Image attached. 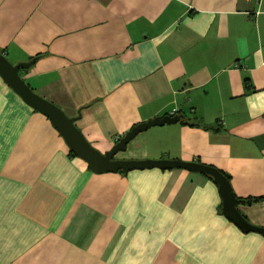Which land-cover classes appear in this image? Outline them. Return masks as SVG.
Segmentation results:
<instances>
[{"label":"crops","instance_id":"1","mask_svg":"<svg viewBox=\"0 0 264 264\" xmlns=\"http://www.w3.org/2000/svg\"><path fill=\"white\" fill-rule=\"evenodd\" d=\"M0 53L101 154L181 116L113 159L214 168L264 229V0H0ZM0 264H264V236L204 174L90 172L0 78Z\"/></svg>","mask_w":264,"mask_h":264},{"label":"water","instance_id":"2","mask_svg":"<svg viewBox=\"0 0 264 264\" xmlns=\"http://www.w3.org/2000/svg\"><path fill=\"white\" fill-rule=\"evenodd\" d=\"M30 65L31 61L13 65L0 53V78L25 105L48 119L68 150L84 161L90 172L95 174L116 173L118 171L126 173L132 170L155 168L159 170L182 169L207 175L217 186L223 216L243 232H254L264 236V229L251 226L239 215L236 210L239 200L232 195L227 179L216 169L195 162L186 163L177 160L113 159L117 152L124 151L126 144L138 133L151 127L176 123L180 116H164L137 124L125 132L107 152L101 154L84 140L79 130L74 126L73 119L65 117L57 107L33 93L20 78L19 71L28 68Z\"/></svg>","mask_w":264,"mask_h":264},{"label":"trees","instance_id":"3","mask_svg":"<svg viewBox=\"0 0 264 264\" xmlns=\"http://www.w3.org/2000/svg\"><path fill=\"white\" fill-rule=\"evenodd\" d=\"M37 57V56H36ZM36 57H34V58H32V59H35ZM180 118H181V116H180ZM180 118L178 119V121L177 122H179L180 124H183L182 122H180ZM132 128V127H131ZM71 153V152H70ZM118 172H120V171H118ZM219 173H221L226 179H227V177L222 173V172H220V171H218ZM206 177L207 178H209L211 181H212V179L209 177V176H207L206 175ZM257 200H259V198H254V199H249V200H245V203H251V202H255V201H257Z\"/></svg>","mask_w":264,"mask_h":264},{"label":"rangeland","instance_id":"4","mask_svg":"<svg viewBox=\"0 0 264 264\" xmlns=\"http://www.w3.org/2000/svg\"><path fill=\"white\" fill-rule=\"evenodd\" d=\"M124 152H127V151H122V152H117L115 155H114V158L116 157V155H118V154H123Z\"/></svg>","mask_w":264,"mask_h":264},{"label":"built area","instance_id":"5","mask_svg":"<svg viewBox=\"0 0 264 264\" xmlns=\"http://www.w3.org/2000/svg\"><path fill=\"white\" fill-rule=\"evenodd\" d=\"M252 1H254V2H256V3H257L259 0H252Z\"/></svg>","mask_w":264,"mask_h":264}]
</instances>
